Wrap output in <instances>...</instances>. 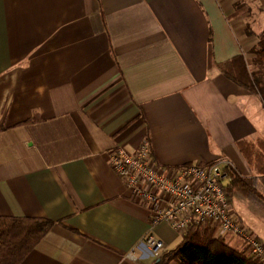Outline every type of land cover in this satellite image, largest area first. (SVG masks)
<instances>
[{
  "label": "crops",
  "instance_id": "obj_1",
  "mask_svg": "<svg viewBox=\"0 0 264 264\" xmlns=\"http://www.w3.org/2000/svg\"><path fill=\"white\" fill-rule=\"evenodd\" d=\"M263 39L264 0H0V217L54 222L21 264H154L150 231L174 250L110 166L144 142L253 179L232 209L264 241ZM238 57L255 92L219 68Z\"/></svg>",
  "mask_w": 264,
  "mask_h": 264
},
{
  "label": "built area",
  "instance_id": "obj_2",
  "mask_svg": "<svg viewBox=\"0 0 264 264\" xmlns=\"http://www.w3.org/2000/svg\"><path fill=\"white\" fill-rule=\"evenodd\" d=\"M110 166L148 208L152 229L161 223L181 234L193 226L216 229L240 239L241 252L264 264V241L233 212L229 168L217 163L165 169L154 161L149 142L135 152L116 148L110 153ZM143 244L157 259L166 251L165 243L151 231Z\"/></svg>",
  "mask_w": 264,
  "mask_h": 264
},
{
  "label": "trees",
  "instance_id": "obj_3",
  "mask_svg": "<svg viewBox=\"0 0 264 264\" xmlns=\"http://www.w3.org/2000/svg\"><path fill=\"white\" fill-rule=\"evenodd\" d=\"M264 39L262 40V42ZM220 70L235 83L256 91L242 57L221 65ZM232 185L253 198L259 194L253 179L236 176L230 170ZM231 181V180H230ZM229 188L232 194L231 184ZM54 222L47 219L0 217V264H21L52 229ZM154 264H262L229 247L215 231L201 226L191 227L183 234L182 242L172 251L165 252Z\"/></svg>",
  "mask_w": 264,
  "mask_h": 264
},
{
  "label": "rangeland",
  "instance_id": "obj_4",
  "mask_svg": "<svg viewBox=\"0 0 264 264\" xmlns=\"http://www.w3.org/2000/svg\"><path fill=\"white\" fill-rule=\"evenodd\" d=\"M245 221H246L247 223H249V221H248V220H245ZM250 223H251V222H250ZM253 227H254V228H256V230H257L258 232H260V230H259V229H257V227H256V226H253ZM209 230H212V231H214V230H215V231H217L216 229H214V230H213V229H209ZM261 232H262V233H261ZM261 232H260V233H261V234H263L262 236H264V231H261ZM165 252H166V251H164V252L162 253V255L160 256V258H158V260H159V259H161V258L163 257V255L165 254Z\"/></svg>",
  "mask_w": 264,
  "mask_h": 264
}]
</instances>
